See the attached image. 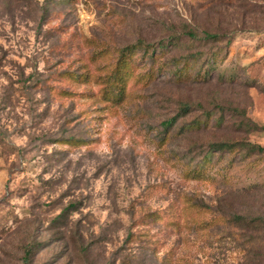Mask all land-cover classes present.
Here are the masks:
<instances>
[{"label": "rangeland", "instance_id": "1", "mask_svg": "<svg viewBox=\"0 0 264 264\" xmlns=\"http://www.w3.org/2000/svg\"><path fill=\"white\" fill-rule=\"evenodd\" d=\"M262 126L264 0H0V264H263Z\"/></svg>", "mask_w": 264, "mask_h": 264}, {"label": "trees", "instance_id": "2", "mask_svg": "<svg viewBox=\"0 0 264 264\" xmlns=\"http://www.w3.org/2000/svg\"><path fill=\"white\" fill-rule=\"evenodd\" d=\"M187 33L189 34V36L191 37V38H197L198 36H197V34L194 32V31H192V30H189V31H187ZM206 37H211V35H209V34H206ZM117 74V73H116ZM115 74V76H113V79L114 80H120L121 78H122V76H120V75H116ZM112 93L114 94V95H119L120 97H123V95H124V91H123V89L122 88H120L119 86H114L113 87V89H112ZM262 128L264 129V126H262ZM69 140V139H68ZM236 145H232V144H227V143H224V142H220V143H217V144H211V148H212V150H224V149H226V148H228V149H233L234 147H235ZM254 149H258V150H260V151H264V147H261V146H258V145H253L252 146ZM195 173H200V170L199 169H197V170H195ZM264 264V263H263Z\"/></svg>", "mask_w": 264, "mask_h": 264}]
</instances>
